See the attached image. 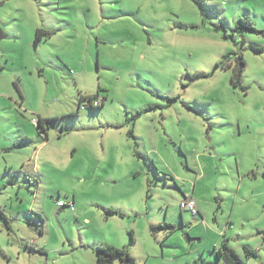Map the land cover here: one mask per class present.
I'll use <instances>...</instances> for the list:
<instances>
[{"label":"rangeland","instance_id":"obj_1","mask_svg":"<svg viewBox=\"0 0 264 264\" xmlns=\"http://www.w3.org/2000/svg\"><path fill=\"white\" fill-rule=\"evenodd\" d=\"M0 37V264L264 259V0H0Z\"/></svg>","mask_w":264,"mask_h":264},{"label":"trees","instance_id":"obj_2","mask_svg":"<svg viewBox=\"0 0 264 264\" xmlns=\"http://www.w3.org/2000/svg\"><path fill=\"white\" fill-rule=\"evenodd\" d=\"M243 23L250 26V29L255 30L251 21L244 20ZM46 34L50 35L51 33L48 31L42 30V29H38L36 32V41H40L44 37V35H46ZM242 61L244 64V60H242ZM242 73H243V71H240L234 75V80H236L237 84H239L242 80V76H243ZM19 93L23 99V96H22L20 91H19ZM98 98H99V96L94 97V98L87 97V96H81L79 109H82V106H85V108L99 109L100 107L92 108L90 105L88 106V104H90L92 101L97 100ZM84 101H87V102L84 104L83 103ZM38 128H40L39 129L40 133L45 132L44 127H43V121H39V127ZM0 216L5 218L6 220H8L5 212L1 211ZM197 217L198 216H195L194 218H197ZM159 227L165 228V229H174L173 225L167 224V223L166 224L162 223V224H160ZM131 241L135 242L133 237H131ZM244 251L248 257H256V251L250 249V247L245 246ZM97 253H98V260H97L98 264H114L116 259H119L124 264H136L134 258L131 256L128 249H126V248H116V247L111 246L109 244L102 243L98 247ZM216 254H217L218 259L220 261L219 264H245V262L240 258L238 253L232 247L229 246L228 241H224L221 248H216Z\"/></svg>","mask_w":264,"mask_h":264},{"label":"built area","instance_id":"obj_3","mask_svg":"<svg viewBox=\"0 0 264 264\" xmlns=\"http://www.w3.org/2000/svg\"><path fill=\"white\" fill-rule=\"evenodd\" d=\"M104 101H105V99L98 98L97 100L92 101L90 104H88V106L90 105L92 108H98V107H101L102 105H104L103 104ZM82 109H85V106H82ZM34 122L36 124V127L38 128L39 127V121L38 120H34ZM38 129H40V128H38ZM59 205L63 207L64 206V202H59ZM71 207L73 209L74 205L72 204ZM181 208L184 211H190L194 217L199 215L197 202L192 197H185L183 202H182V204H181Z\"/></svg>","mask_w":264,"mask_h":264},{"label":"crops","instance_id":"obj_4","mask_svg":"<svg viewBox=\"0 0 264 264\" xmlns=\"http://www.w3.org/2000/svg\"><path fill=\"white\" fill-rule=\"evenodd\" d=\"M2 38V37H1ZM22 94V93H21ZM23 96V95H22ZM43 127H44V130H46V128H45V123H43ZM28 140V139H27ZM28 141H30V140H28ZM41 147H44V146H41ZM8 150V149H7ZM263 171H264V169H263ZM64 207V206H63ZM199 214H200V211H199ZM198 217H199V215H198ZM197 217V218H198ZM194 218V217H193ZM197 218H194V219H197ZM264 233H262V235H263ZM232 247V246H231ZM246 247H248V246H246ZM256 248H259V247H256ZM234 249V248H233ZM250 249H252V248H250ZM237 253H238V251L236 250V249H234ZM253 250V249H252ZM254 251H256L255 249H254ZM259 252V250H257L256 251V257H248L246 254V256H247V259L248 260H250L251 258H255L254 260H258L259 259V264H264V259L263 258H261V256H260V254L258 253ZM238 255H239V253H238ZM5 257H7L6 256V254L4 255ZM240 256V255H239ZM240 258H241V256H240ZM242 260H244L243 258H241Z\"/></svg>","mask_w":264,"mask_h":264},{"label":"water","instance_id":"obj_5","mask_svg":"<svg viewBox=\"0 0 264 264\" xmlns=\"http://www.w3.org/2000/svg\"><path fill=\"white\" fill-rule=\"evenodd\" d=\"M0 39H1V37H0Z\"/></svg>","mask_w":264,"mask_h":264}]
</instances>
